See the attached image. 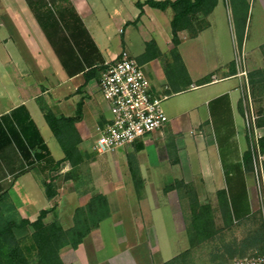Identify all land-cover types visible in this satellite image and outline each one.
<instances>
[{
    "label": "crops",
    "instance_id": "1",
    "mask_svg": "<svg viewBox=\"0 0 264 264\" xmlns=\"http://www.w3.org/2000/svg\"><path fill=\"white\" fill-rule=\"evenodd\" d=\"M135 1L111 0L106 8L102 0H0V194H6L21 218L33 221L41 210L53 207L45 216L48 222L59 216L62 199L81 203L75 193L80 180L68 176L63 185L56 181L60 167L63 174L76 167L62 160L40 107L75 117L78 151L90 149L94 128L106 117L98 77L122 49L141 65L151 93L165 96L166 124L127 145L124 155L128 172L127 158L136 159L140 182L125 186L128 196L141 189L142 207L130 198L120 200L123 183L111 187L112 198L102 192L109 215L75 248L59 250L63 264H162L188 248L168 249L165 244L185 226L171 196L174 191H163L167 180L152 176L162 172L156 148L165 173L197 184L213 208L216 192L223 191L233 222L257 209L243 158L247 138L239 100L242 79L247 78L234 66V54L235 48L244 53V70L260 109L255 125L264 136V0H243L244 11L237 8L235 19L230 0H216L195 35L185 29L176 33L175 47L190 80L186 88L181 79L170 83L166 70L172 76V68L162 65V59L170 61L167 54L173 47L171 10L143 5L139 15ZM125 5H130L128 13ZM115 30L121 38L114 39ZM133 40H139L134 51ZM205 76L208 81L200 83ZM45 183L52 185L50 198ZM63 186L65 198L59 191Z\"/></svg>",
    "mask_w": 264,
    "mask_h": 264
},
{
    "label": "trees",
    "instance_id": "2",
    "mask_svg": "<svg viewBox=\"0 0 264 264\" xmlns=\"http://www.w3.org/2000/svg\"><path fill=\"white\" fill-rule=\"evenodd\" d=\"M134 4L139 9V15L142 13L143 5L160 10L167 8L171 10L169 25L173 47L167 54L170 61L165 62L162 59V65L164 70H166L165 65L170 64L172 68V76H169L166 70L170 83L181 79L184 82L183 86L186 88L190 84V80L175 47L177 44L176 33L185 29L190 36L195 35L202 28L203 18L213 9L216 0H136ZM244 6L245 2L243 0H230L234 19L237 8L244 11ZM244 21L245 12L243 23ZM148 46L149 43L146 45V51ZM155 55L157 57L161 56L159 52ZM208 79L209 76H205L200 80V83L208 81ZM40 108L48 127L63 152L62 160L68 161L72 167L82 163L86 155L84 152L80 153L77 148L79 137L73 125L75 117L56 116L46 107ZM78 112L79 104L76 115ZM259 124L258 121L257 125ZM258 145L260 151L264 153V136H260ZM243 158L249 169L251 164L248 149L245 151ZM127 164L131 177L139 181L140 176L136 159L131 156L128 157ZM175 181V185H170L167 188L176 191H181L183 188L189 195L187 223L184 225L188 248L162 264H189L191 249L205 241L219 243L213 247L215 253L211 255L209 260L213 264H216L214 263L215 259H222L224 254L238 253L239 257H242L248 250H252L251 253L254 251V253L263 252L264 237L256 213L251 214L241 222H233L225 194L223 191H217V209L222 223L221 227H217L213 219L212 206L208 202H200L189 183H185L181 179ZM44 190L48 198L54 194L50 183L44 184ZM50 210H53V207ZM50 210H41L33 221H28L18 215L13 205L7 200L5 193L0 194V264H63L59 257V250L64 246L75 248L92 229L98 226L102 219L109 215L107 198L99 192H93L84 205L74 209L72 224L69 227L64 228L55 215L50 221L46 222L44 219ZM242 222H251L255 225V228L248 230L239 241L232 240L224 243L222 236L224 227H228L232 223Z\"/></svg>",
    "mask_w": 264,
    "mask_h": 264
},
{
    "label": "built area",
    "instance_id": "3",
    "mask_svg": "<svg viewBox=\"0 0 264 264\" xmlns=\"http://www.w3.org/2000/svg\"><path fill=\"white\" fill-rule=\"evenodd\" d=\"M234 64L241 75H245L244 53L235 48ZM98 91L105 110L109 116L96 124L90 150L96 154H107L134 141L143 138L156 130H161L167 122L162 108L165 98L154 96L150 83L141 65L125 49L105 65L98 78ZM247 149L250 154L253 187L257 207L262 215V234L264 237V153L259 149L258 139L261 134L255 125L252 114L243 117ZM60 167L55 175L60 174ZM227 264H264L263 252L242 257H235Z\"/></svg>",
    "mask_w": 264,
    "mask_h": 264
},
{
    "label": "rangeland",
    "instance_id": "4",
    "mask_svg": "<svg viewBox=\"0 0 264 264\" xmlns=\"http://www.w3.org/2000/svg\"><path fill=\"white\" fill-rule=\"evenodd\" d=\"M102 1L105 4L106 8L107 7L109 8L112 6L111 0H102ZM129 6L125 5L124 12L128 13L130 11ZM113 34H114V39L121 38V35L117 33L116 30L113 32ZM116 41H119V40H113V42H116ZM133 41H134V45H133L134 47H132V49L134 51L136 47L138 46L139 40H133ZM243 76H245L247 79L246 81L244 78L242 79V86H241V93H240V100H239L241 111H242V116L244 117L245 113L252 114L255 117V122H256L257 118H259L258 114L260 113V109H258L255 106V103H254L255 92L252 91L249 85L248 76H246V74ZM105 116L106 117L109 116V113L107 110L105 111ZM127 148L128 146H124L122 148L115 150L114 152L107 153V154H96L92 152L90 149H86L84 151L86 156L84 157V159L82 160V163L79 166H75L76 168L72 169L69 173L58 174L56 181L59 183H62V185H63V181L65 180V177H68V176L72 177L73 179L80 180L79 188L75 189L76 195L80 198L79 199L81 202L80 205H78V203L76 202L73 204H69L68 202H66V199H62V203L59 205V208H58L59 216L57 217V220L64 228L69 227L72 224V214H73L74 209L78 206L84 205L86 201L88 200L89 196L93 192H99V193L104 192L108 194L109 198H112L110 191L112 190L111 187L114 186L115 184L123 183L125 186L126 183L131 181L136 186L137 183L140 182V180L139 181L134 180L131 177L130 173L127 171V165L125 164V160H124L125 158L124 155L126 156ZM156 151L158 155V158L156 159V161H158L157 164H161V167H163L164 163H162L163 161L162 154L161 152H159L157 148H156ZM119 152H123V156H121V154H118ZM161 167L159 166V169H161L162 172L153 173L152 176L154 177L155 180H159V181L167 180V183L165 184L166 186L164 187V189L170 185H175L176 184L175 180H179V179L183 180L178 174L177 175L174 174L173 176L168 175L167 174L168 172L165 173L166 169H163ZM165 167L168 168V166H165ZM249 173L253 181V174L251 172V167L249 168ZM263 174H264V166H263ZM189 184L191 186L192 191L195 193L196 197L198 198V200L200 202H207L206 199L203 198L202 196L203 194L201 190L198 188L197 184H195L194 182L193 183L190 182ZM171 190L174 191L171 194L172 198L174 199L173 200L174 205L176 209L177 208L180 209L183 215L184 225H185V223H187L186 215L188 214L189 195L185 192L183 188L181 189V191H176L175 189H169V188L163 191L166 192V191H171ZM59 191H61V198H65L64 196L67 191L65 187L63 186V188H61ZM122 191H123V195H121V198H120L121 201L123 199L125 203L127 201V198L128 199L130 198L131 201L137 202V205L139 208L142 207L144 196L140 188L136 187L134 194H131L130 192V196H128L130 190H128L126 186L124 187ZM114 203H116V201L113 200L112 204ZM123 209L125 210L124 207H122V211ZM212 209H213L212 212H213V219H214L215 225L217 227H221L222 223L220 220L219 211L217 207L216 208L212 207ZM161 210L160 212H162ZM163 212H167V210ZM254 213H256L257 216L259 217L260 226L262 230V215H261L260 209L257 207ZM105 224L106 222L103 225H104V228H106L107 230V227H105L106 226ZM253 228H255V225H253L251 222L232 223L230 226L224 227L222 231L223 242L227 243V242H231L232 240L239 241L241 238H243V236L247 233L248 230H251ZM28 230H30V228H28ZM166 239H167V242L165 244L168 249H175L178 247H187L188 245V240H187L185 231L182 232L181 234L168 236ZM158 240L160 241V247H161L162 245L161 238L158 237ZM215 242L205 241V242H202L194 246L190 252V263L189 264L194 263V262L196 264H213L209 260H210L211 255L215 253L213 251V247L216 244H219ZM251 251L252 250L246 251L243 256L254 254L255 251L252 253ZM235 257H239V254L238 253H233L231 255L224 254L222 259L221 258L215 259L214 263L227 264L231 259Z\"/></svg>",
    "mask_w": 264,
    "mask_h": 264
}]
</instances>
